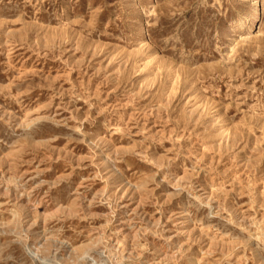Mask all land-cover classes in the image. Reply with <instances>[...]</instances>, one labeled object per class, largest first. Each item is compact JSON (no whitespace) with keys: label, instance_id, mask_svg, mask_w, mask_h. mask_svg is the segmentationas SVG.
Returning <instances> with one entry per match:
<instances>
[{"label":"rangeland","instance_id":"rangeland-1","mask_svg":"<svg viewBox=\"0 0 264 264\" xmlns=\"http://www.w3.org/2000/svg\"><path fill=\"white\" fill-rule=\"evenodd\" d=\"M0 264H264V0H0Z\"/></svg>","mask_w":264,"mask_h":264}]
</instances>
